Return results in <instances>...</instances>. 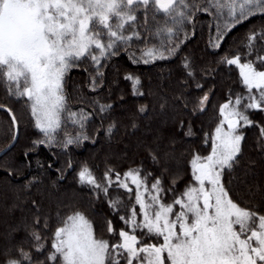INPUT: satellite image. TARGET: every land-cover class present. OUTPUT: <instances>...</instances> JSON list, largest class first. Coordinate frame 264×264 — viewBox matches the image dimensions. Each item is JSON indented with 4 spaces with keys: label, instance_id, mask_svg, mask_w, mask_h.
<instances>
[{
    "label": "snow or ice",
    "instance_id": "snow-or-ice-1",
    "mask_svg": "<svg viewBox=\"0 0 264 264\" xmlns=\"http://www.w3.org/2000/svg\"><path fill=\"white\" fill-rule=\"evenodd\" d=\"M201 12L216 22L209 47L219 50L237 25L264 17V0H0V89L7 101L0 102V110L11 118L13 144L20 125L10 107L13 102L25 105L39 133L25 147L23 165H0L7 177L29 170L30 154L41 147L63 154L87 141L95 144L101 130L111 143L119 127L115 121L104 127L112 104L81 91L85 107L73 110L66 91L69 72L90 60L94 73L86 86L98 93L104 61L121 49L129 52L134 44L139 56L129 52L133 63L178 55L189 39L186 25L194 28ZM153 39L160 43L152 44ZM215 63L229 73L235 69L238 79L226 85L225 99L215 106V126L210 131L201 126V145L181 147L198 135L193 121L182 118L190 103L187 88L174 97L182 109L162 97L163 119L155 128L146 125L137 136L135 121L126 126L131 131L125 135L134 138L131 145L98 155L94 165L84 161L75 169L67 161L77 187L87 189L88 200H59L55 216L41 198L31 195L33 187L50 179L47 173L53 167H45L37 156L40 175L26 180L11 203L2 205L6 226L0 233V264H264V120L252 118L264 114V23ZM180 67L179 82L187 86L191 81L199 90L191 115L206 113L215 92L204 90L205 78L214 80L217 67L198 65L191 55L181 59ZM125 80L133 82V95H143L136 87L138 78L126 75ZM170 107L179 109V118L169 114ZM145 111L141 105L139 112ZM97 118L100 124L90 133L89 124ZM246 129L258 130L259 161L245 154ZM141 153L145 155L136 164L133 157ZM117 160L128 168L121 170ZM56 172L54 187L67 175L65 168ZM96 203H106L109 215L93 211ZM16 211L30 215L12 223ZM93 216H100L99 231L106 236L97 235ZM17 233L24 235L16 239Z\"/></svg>",
    "mask_w": 264,
    "mask_h": 264
},
{
    "label": "trees",
    "instance_id": "trees-1",
    "mask_svg": "<svg viewBox=\"0 0 264 264\" xmlns=\"http://www.w3.org/2000/svg\"><path fill=\"white\" fill-rule=\"evenodd\" d=\"M152 10L149 11V21H151ZM140 16V22L143 23V14ZM160 15V14H158ZM198 19L194 21L195 27L192 25H186V31L188 32L189 39L181 46V52L171 58L156 60L148 64H135L129 59V55L123 49L120 50L119 54L111 57L104 61V67L101 71L104 73V84L103 87L99 88L98 93H92L88 91L86 83L90 79V74L94 73V68L91 66L90 60L82 64L79 68H73L66 77L67 88L66 91L69 95V106L74 110L81 107H85L84 104L80 103L79 95L80 92L87 94L89 98H94L99 95L102 101L112 104V111L110 113V119L106 120L104 127L106 128L109 123L115 121L118 124V131L115 139L109 143L106 141L103 131L101 130L96 136L97 142L94 144L90 141L85 142L80 147H72L68 152L60 154V150L53 148L51 150L40 148L38 153L30 154L32 160V166L29 170L23 171L22 174L7 177V173L0 167V233H3L5 229V216L3 213L2 205L5 203H11L14 195L20 192L21 187L26 180L30 179L33 175L39 176L41 169L36 167L35 161L37 156L41 161L44 162V166L47 167L48 163L53 165L52 169L48 171L47 176L50 179H46L44 184L39 187H33L31 189V195L37 196L44 201L46 210H51L52 215L55 216L56 203L59 200L69 201L72 199L76 200H88L87 189H80L77 187L75 182V171L67 169V161L71 159L75 169H78L80 164L84 161H88L90 164L96 163V157L104 153H115L119 152L125 147V144L131 145L134 142V138L125 135L126 130L131 131L130 128L126 129L127 125H130L133 121L137 123L140 131L136 133L140 136L146 125L151 124L155 128L163 117L160 116V104L163 102L162 97H166L169 105L179 104L180 108H183V104L175 100L174 97L180 95L182 89L187 88L186 94L190 97L189 107L182 118L185 123L188 120H192L194 124V130L198 135L194 138H187L185 143L181 147H191L193 144L201 145L203 131H210L216 123L217 109L216 105L223 101L227 94L226 85H232L233 80L238 79V74L235 69L230 73L227 67L223 65H216V61L220 59L226 52L235 51L239 46V42L245 37V34L251 29H259L260 25L264 23V17L255 16L239 24L234 28L224 39L222 47L219 50H213L209 47L210 36L214 37L215 34V21L212 16L207 13H199ZM162 19V16H161ZM210 23L212 24L211 31L209 29ZM180 38L183 39V33ZM160 41L153 39L152 44L158 45ZM151 46V45H150ZM143 47V44H140ZM135 48V49H134ZM133 50H138L134 44ZM131 50V51H133ZM185 55H191L198 65L212 64L217 67V75L213 80L212 77H206L207 83L204 84V90L213 88L215 95L212 97V104L209 105L206 113L198 114L196 116L191 115V105L196 102L197 93L199 90L195 88V85L189 81L187 86L182 85L179 82V77L183 75L180 67V61ZM87 69V70H86ZM126 75H131L134 78H138L140 83L137 85L138 92H142L143 95H133V82L131 80H125ZM197 79H201L199 70H197ZM0 102H7L3 89H0ZM88 103H91L89 99ZM21 102H13L10 104L16 112V107ZM141 105H144L146 111L144 113L139 112ZM23 111L19 112L18 115L27 114L25 122L20 123L18 139L15 144L2 156H0V165L5 163L12 166L23 165L24 161V150L27 145L30 144L32 139H35L39 133L34 128L31 117L28 114L27 108H21ZM88 112H92L91 107H87ZM169 114H175L179 118V109L173 110L169 108ZM25 112V114H24ZM156 114L154 117L153 113ZM256 121L264 120V114L257 113L253 117ZM100 124V120L97 118L89 124V132L94 133L95 127ZM5 126V136L0 139V152L7 146L5 143L8 142L11 136V120L9 116L0 110V128ZM203 126V131L201 130ZM246 141L244 142V150L247 157H251L259 161V153L256 149V136L258 134L257 129H246ZM177 135L183 136V132H177ZM123 140L125 143H117V141ZM7 141V142H6ZM12 142V141H11ZM9 142V144L11 143ZM131 153V149H129ZM141 153L138 156H134L136 164H139L141 157L144 156ZM116 163L122 165L121 170H126L129 166L128 163H124L121 160H117ZM149 161L144 159V164L149 165ZM135 166V165H133ZM65 168L67 175L66 179L59 181L57 186H53V181L56 179V169ZM183 183H181V189ZM23 196H27L28 193L21 192ZM96 213L109 215L106 203H96L94 209ZM30 215L27 211L21 212L16 211L11 221L12 223L17 222L21 216ZM91 215V213H89ZM97 224V235H102L99 231L101 223L100 216L92 217ZM120 225L119 220H116V226ZM106 234V233H105ZM23 233H17L16 239L23 237ZM4 240L0 236V246H2Z\"/></svg>",
    "mask_w": 264,
    "mask_h": 264
},
{
    "label": "rangeland",
    "instance_id": "rangeland-1",
    "mask_svg": "<svg viewBox=\"0 0 264 264\" xmlns=\"http://www.w3.org/2000/svg\"><path fill=\"white\" fill-rule=\"evenodd\" d=\"M213 11H215L214 9H213ZM216 23V22H215ZM216 34V33H215ZM215 34H214V36H215ZM135 49V48H134ZM131 50H133V48L132 49H129V52L131 51ZM136 51V53H137V56H139V50H135ZM129 52H127L128 53V55H129ZM131 61V60H130ZM132 62V61H131ZM133 63V62H132ZM150 63H152V62H150ZM135 64H145V63H143V62H140V63H135ZM73 70V69H72ZM24 104L21 102V104L19 105V106H17L15 109H16V115H17V117L19 118V120H20V123H22V122H25V120H26V118H27V114H25V112H24V114L25 115H22L21 117L18 115V111L19 112H22L23 110L21 109V108H24ZM79 109V108H78ZM78 109H74V110H78ZM28 114H29V116H30V113L28 112ZM156 114V112L155 113H153V117H154V115ZM27 121H28V118H27ZM11 136H10V139L8 140V142L7 143H5V145L7 146H9L10 144H9V142H11L12 141V129H11ZM5 126H1V128H0V139H3V137L5 136ZM5 139V138H4ZM3 139V140H4ZM5 141V140H4ZM7 146V147H8ZM6 147V148H7ZM4 150V149H3ZM2 150V151H3ZM121 225H119L118 227H120ZM103 235H105L106 236V234L104 233Z\"/></svg>",
    "mask_w": 264,
    "mask_h": 264
},
{
    "label": "water",
    "instance_id": "water-1",
    "mask_svg": "<svg viewBox=\"0 0 264 264\" xmlns=\"http://www.w3.org/2000/svg\"><path fill=\"white\" fill-rule=\"evenodd\" d=\"M10 119H11V118H10ZM15 142H16V141H15ZM15 142H14V144H15ZM11 144H12V146L14 145V144H13V141H12ZM9 149H10V148H9V146H8V147L5 148L3 151H1V152H0V156H2V155H3L5 152H7Z\"/></svg>",
    "mask_w": 264,
    "mask_h": 264
}]
</instances>
